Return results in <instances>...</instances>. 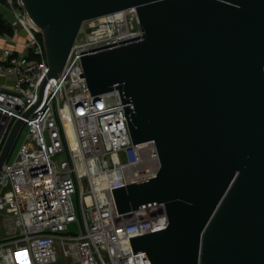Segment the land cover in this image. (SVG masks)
Instances as JSON below:
<instances>
[{
    "label": "water",
    "instance_id": "obj_1",
    "mask_svg": "<svg viewBox=\"0 0 264 264\" xmlns=\"http://www.w3.org/2000/svg\"><path fill=\"white\" fill-rule=\"evenodd\" d=\"M18 2L43 40L40 96L84 21L136 9L140 39L78 53L90 96L118 90L132 145L155 143L156 175L111 189L118 214L165 206L167 227L130 237L132 254L264 264V0ZM22 125L11 127L0 169Z\"/></svg>",
    "mask_w": 264,
    "mask_h": 264
},
{
    "label": "built area",
    "instance_id": "obj_2",
    "mask_svg": "<svg viewBox=\"0 0 264 264\" xmlns=\"http://www.w3.org/2000/svg\"><path fill=\"white\" fill-rule=\"evenodd\" d=\"M0 5L12 28L1 37L20 46H0V77L10 83H0V152L16 120L26 128L12 162L0 169V264H56L59 251L65 264H151L144 251L132 254L129 238L166 228L164 204L118 214L111 189L156 175L155 143L132 145L118 90L94 98L79 76V52L141 38L135 7L84 21L58 78L46 79L40 96L49 70L41 34L22 20L18 0ZM57 154L65 156L58 165Z\"/></svg>",
    "mask_w": 264,
    "mask_h": 264
},
{
    "label": "rangeland",
    "instance_id": "obj_3",
    "mask_svg": "<svg viewBox=\"0 0 264 264\" xmlns=\"http://www.w3.org/2000/svg\"><path fill=\"white\" fill-rule=\"evenodd\" d=\"M0 12L2 13L3 17L5 18H8L7 16V12H6V8L2 5H0ZM25 133H26V128L23 127L20 129L19 133L17 134L16 136V140L9 152V155H8V158H7V162H12L13 158H14V155L19 147V145L22 143V141L24 140V137H25ZM65 159V156L63 154H57L56 156H54L53 160L55 161L56 165L59 164V162L61 160ZM76 194L72 195V200H73V206L75 208V211L76 213L78 214V204H77V200H76ZM4 214H6V211L5 210H1L0 209V238H3L5 237V231H4V228H3V225H2V216H4ZM70 228H73V224L69 225ZM58 263L56 264H65L66 261L65 259L62 257V254L61 252L59 251L58 252Z\"/></svg>",
    "mask_w": 264,
    "mask_h": 264
},
{
    "label": "trees",
    "instance_id": "obj_4",
    "mask_svg": "<svg viewBox=\"0 0 264 264\" xmlns=\"http://www.w3.org/2000/svg\"><path fill=\"white\" fill-rule=\"evenodd\" d=\"M1 1V0H0ZM12 34V28L9 21L3 17L0 12V36H10Z\"/></svg>",
    "mask_w": 264,
    "mask_h": 264
},
{
    "label": "crops",
    "instance_id": "obj_5",
    "mask_svg": "<svg viewBox=\"0 0 264 264\" xmlns=\"http://www.w3.org/2000/svg\"><path fill=\"white\" fill-rule=\"evenodd\" d=\"M2 45H10V46H14L16 48H19L20 47L19 44L15 40L5 39V38H3V37L0 36V46H2ZM0 83H6L7 85L10 84L8 80L3 79L2 77H0ZM0 239H2V238H0Z\"/></svg>",
    "mask_w": 264,
    "mask_h": 264
},
{
    "label": "bare ground",
    "instance_id": "obj_6",
    "mask_svg": "<svg viewBox=\"0 0 264 264\" xmlns=\"http://www.w3.org/2000/svg\"><path fill=\"white\" fill-rule=\"evenodd\" d=\"M71 139V138H70ZM72 142V141H71Z\"/></svg>",
    "mask_w": 264,
    "mask_h": 264
}]
</instances>
